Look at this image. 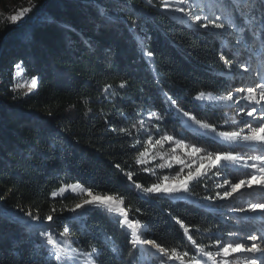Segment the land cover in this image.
Instances as JSON below:
<instances>
[{"label":"trees","instance_id":"16d2710c","mask_svg":"<svg viewBox=\"0 0 264 264\" xmlns=\"http://www.w3.org/2000/svg\"><path fill=\"white\" fill-rule=\"evenodd\" d=\"M41 2L32 0V9ZM174 4L167 0L168 8ZM165 7V0L151 5L147 0H47L25 27L4 39L14 26L0 18V264H56L41 246L39 229L25 226L43 221L41 228H46L48 215L56 221L57 234L70 226L77 251L96 246L101 264H158L154 256L145 259L143 246L133 248L131 230L117 223L118 214L93 206L68 211L82 200L62 197L58 189L75 183L94 194L123 197L128 219L139 220L144 234L166 250L187 251L185 260L199 253L176 219L189 228L197 246L211 251L216 236L232 241L264 235V214L249 219L236 210L264 201V194L207 201L216 198L211 180L190 187L192 201L143 194L134 187L158 182L143 171L146 165L135 163L138 150H144L136 139H146L138 121L156 113L163 116L161 129L175 133L181 126L178 111L188 118L205 113L220 118L221 109L203 108L195 97L220 95L237 82L229 80L224 64L231 48ZM98 8L106 9V16ZM252 50L241 59L260 69L259 48ZM16 64H21L23 81L37 78L28 94L12 90ZM227 170L231 182L239 180ZM129 171L132 182L124 175ZM29 212L40 219L33 220ZM114 247L120 255L112 252Z\"/></svg>","mask_w":264,"mask_h":264},{"label":"snow or ice","instance_id":"6c2138e0","mask_svg":"<svg viewBox=\"0 0 264 264\" xmlns=\"http://www.w3.org/2000/svg\"><path fill=\"white\" fill-rule=\"evenodd\" d=\"M147 2L150 5L152 4V0H147ZM165 3V11L182 13L183 16L179 18H187L189 22H195L193 26L197 28L220 30L219 32L210 31L209 34L220 37L222 41L225 37H234L235 44H232L231 40L228 41V45L231 46L232 56L224 60L225 66L230 69V72L227 74L230 81L238 76L242 81L245 79H252L251 76H242L239 64L248 63L246 59H241L244 50L256 49L258 46L260 51V79L250 84L242 83L235 87L229 83L228 87L225 88L226 95H209L207 97L210 101L225 104L241 105L243 101L245 102L243 105L245 109L243 115L251 119H237L235 116L229 117L226 122L238 125L239 130L217 131L216 127L208 123H202L196 120L195 117H189L198 124L201 129L205 130L206 136L207 133H213L220 140L227 142L229 145H243L244 149L254 151L258 154L240 155L235 152L234 148L232 150H223L214 153V151H210L205 147L186 144L182 139H175L168 133H159V129L157 128L159 139L153 141L152 134L146 132L147 139L141 141L137 138L135 144H147L150 147L154 145L163 147L164 142L174 144L175 146L171 149L172 155L168 157L162 154L159 155V159L164 161L159 167H171L174 162L181 165V168L171 177L169 175H163V182L158 181L151 184L149 187H142L138 182L134 183L135 189L140 190L143 194L167 196H173L181 192L188 193L189 184L198 180L202 175V170L216 169V175H224L229 166L238 165L240 167L250 168L251 171L245 173L247 176L246 179H240L238 182H231L225 176L223 182L219 186L223 188L225 185H229L231 191L225 188L223 195L217 194L219 198L221 200H226L231 197L233 193L239 192L245 186L252 189L255 185L258 189L264 191V0H175V4L172 8L167 7V0H165ZM194 8H200L201 11H193L192 9ZM29 11V8H24L18 14L10 16L9 19L11 22L15 23ZM97 11L100 16H106V9L98 8ZM238 19L243 22V26L238 23ZM201 21H203V23H200ZM129 27L131 28V25ZM140 42L142 43V41ZM148 55H151V53ZM233 60L237 61L238 64L234 72L231 71ZM15 69L16 72L13 79L21 77L23 73L21 64H16ZM244 71L251 72L252 69L245 67ZM24 83L28 86L29 91H31V89L37 86V78L32 77L30 80L24 81ZM20 86L21 85L17 83L12 90L16 91ZM124 87L125 84L121 83L120 88ZM195 99L203 101L205 99V93L201 92ZM175 103V101H172V106H175ZM151 115L154 116L157 121L163 120V116H159L156 113H152ZM184 115L188 116V113L184 112ZM224 115L226 117L228 116L227 113H224ZM138 125L139 129L142 130L144 128V121H138ZM133 127H136V125H133ZM245 127L247 129L246 132ZM125 131L127 135L132 134L129 130ZM135 144H133V147H135ZM177 149L184 150V156L190 160L198 159L199 163L195 165V171L191 170L193 164L186 163L185 159L175 154ZM149 156V147H145L142 151L138 150L135 163L137 165H146L149 162ZM154 158L153 156V159ZM248 161H252V163L249 164ZM116 167L119 168V165ZM185 167L189 169L186 175L183 174ZM143 171H149V169L145 167ZM152 174H155L154 170ZM124 175L129 182L133 181L132 172H124ZM170 179L171 183H169ZM76 189H79L81 194L86 193L88 198L76 203L75 206L69 208L68 211L75 213L84 206H93L106 209L108 213L118 214L122 219H119L117 223L120 224L121 227L127 225V228L131 229L130 243L133 245V248L150 245L152 248H155L156 253L159 254L157 259L160 264H169V262L173 260L178 261L179 264H264V235L254 234L243 239L232 241H222L220 237L216 236L213 237L216 240V244L214 245L215 251H211L206 250L204 246H197L196 241L193 240L192 236L189 234V228L185 226L180 219H176V223L183 229L184 235L187 236L188 240L191 241L192 245L195 247L196 252L199 253V258L192 257L189 260H185L186 257H189L187 251H181L177 248L166 250L144 234L146 229L139 220L130 221L128 219V212L125 207H123V197L118 195L94 194L92 190L82 187L79 183L61 186L58 191L60 195L63 196L66 191L71 190L75 192ZM56 195L57 193L54 191L52 196L55 197ZM236 210L240 212L264 213V201L249 203L247 209L239 208ZM52 211L54 212L55 209L53 208ZM27 215L33 220L40 219L38 216H33L30 212L27 213ZM249 219H253V217H249ZM261 219H264V217H261ZM46 220L50 222L46 228L40 227L43 221H40V224L35 227L39 229L36 234L38 238H41V246L50 248V260L54 259L56 264H76L77 258L82 257L84 264H101V252L96 246H92L89 251H77L73 247V242L70 239V226L65 225L63 231L57 234L52 228V224L56 223L54 217L48 215ZM29 226L32 227L31 224ZM230 235H237V233H230ZM244 239L250 240L252 243L247 244L244 242ZM145 251H148V249H145ZM112 252L120 255L119 250L115 247L112 249ZM244 253L249 255H240ZM230 257L232 259H229Z\"/></svg>","mask_w":264,"mask_h":264},{"label":"rangeland","instance_id":"374dc122","mask_svg":"<svg viewBox=\"0 0 264 264\" xmlns=\"http://www.w3.org/2000/svg\"><path fill=\"white\" fill-rule=\"evenodd\" d=\"M31 5H32V0H0V18L2 19V21L9 22L13 26H18V25L24 24L27 22V20L31 16L32 12L35 11V9H36V7L34 9H32ZM24 8H29L30 11L28 13H26L17 22H15V23L11 22L9 17L12 15L18 14ZM186 10H187V7H186ZM192 10L196 11V12L201 11V9H199V8H194ZM176 14L183 16L182 13H176ZM32 18H31V20H32ZM184 19L187 20V18H184ZM190 23L192 25H194L195 22H190ZM200 23H203V21H201ZM202 29H204V28H202ZM206 30H209L212 32H219L220 31L217 29H206ZM0 36H1V32H0ZM229 40L230 39L228 37H225L223 40V44L225 46H227L228 49L231 48V46L228 45ZM231 42H232V44H235V39ZM245 51L246 50L243 51V54L244 53L247 54ZM252 51H255V50L253 49ZM237 66H238L237 62H234L232 64L231 71L234 72L235 69L237 68ZM245 67L251 68L252 66L250 64H248V66L245 64H239L240 73L244 77L251 76L252 79L251 80L245 79L244 84H250L253 81L260 79L259 69L257 67V63H255L254 67L251 68L252 69L251 72H245L244 71ZM227 72L228 73L230 72L229 68L227 69ZM235 79L237 80L236 86L242 84L241 83L242 80L240 79L239 76L236 77ZM17 83H19L21 86L16 90V92L19 90V91L24 92L25 94L30 93L28 86L24 83V81L21 79V77H17L16 84ZM13 87H14V85L12 86V89H13ZM233 87H235V86H233ZM31 91H32V89H31ZM226 94L227 93L225 91L224 93H222L220 95H226ZM209 95L219 96V95L208 94V95H205V99L203 101H198V100H195V101L197 103H199L203 108L221 109L222 110V111L220 110L221 113L217 112L221 115L220 118L217 117L215 115V113L213 115H211L209 113H205V115H203V116H201V114H200V117L199 116L198 117L193 116L196 118V120H199L202 123H208V124L216 127L217 131H223V130H233V129L239 130L238 125H233L230 122H226L229 117L235 116L237 119H242V118L251 119L250 117H246L245 115H243L245 112V109L243 107L245 102L242 101L241 105L213 102V101H210L207 99V97ZM236 95H242V94H236ZM238 109H239V111H238ZM224 113H227L228 116L226 117L224 115ZM175 114H176V116H178L179 120L181 121V126L177 127L175 133H172L169 131H164L163 129H161V127L159 126V123L161 122V120L157 121L155 119V117L152 116L151 114L146 116L145 122H144V128L141 130V133H143L146 136L145 133L150 132L152 134L153 141H155L156 139H159V134L157 133V128H158L159 133H168V134L172 135L175 139H182L184 141V143H186V144L205 147L210 151H214V153L219 152V151H223V150H232L234 148L235 152L240 154V155H256V154H258L254 151L244 149L243 145H229L227 142L220 140L213 133H207V136H206L205 130L201 129L199 127V125L196 124L192 119L186 117L184 115V113L178 111ZM246 131H247V129L245 127V132ZM146 139H147V136H146ZM174 146H175L174 144H171L169 142H164L163 147H160L159 145H154L153 147H150L149 145L144 144V148L149 147V151H150V156L148 158L149 162H148V164H146V166L148 167L149 172L152 173V171L154 170L155 174H152V175L154 177H156L159 182H163L162 181L163 175H169L171 177L174 173H176L181 168V165L176 164L174 162H173L171 167H164V168L159 167V165L161 163H164V161H161L159 159V155L162 154V155H165L166 157L172 155L171 149ZM175 154L179 155L181 158L185 159L186 163L193 164V168L191 170L195 171V165L199 163L198 159L197 160L188 159L187 157L184 156V150H182V149H177ZM153 156L155 157L154 159H153ZM241 163H243V162H241ZM248 163L251 164L252 161H248ZM188 171H189V169L187 167H185L183 174L186 175ZM227 171H231V173L235 172L237 174V176L239 177V180H240V179H246L247 176L245 175V173L250 172L251 169L240 167L237 165V166H229ZM215 173H216V169H211V170L204 169V170H202V175L198 178L197 181H193L192 183L189 184V189L194 183H196L198 181L211 180V182L214 184V189L216 191L215 192L216 194L214 195L216 198L214 200H208L207 199V201H211V202H215V201L225 202L227 200L228 201L232 200V202H234L238 198V196H240L242 194H246V193L248 195H250V192H257V194H264V191L258 189L255 185L253 186L252 189H249L247 186H245L239 192L233 193V195L231 197L227 198L226 200H221L219 198V196L217 195L218 193L220 195H223L225 188H227V190L231 191V188L229 185H225V187H223V188L219 186L223 182V179L225 178V176L227 177L228 180L230 179L229 173H227L228 176L226 173H224V175H216ZM213 179H215V180L213 181ZM239 180H237L236 182H238ZM169 183H171V179H170ZM67 195L78 196L81 198V200L88 198L87 194L86 193L81 194L79 189H76L75 192L68 190L64 193V195L62 197L67 196ZM165 196H167V195H165ZM168 197L173 198V199H182V200H191V201L193 200L189 192L188 193L181 192L179 194H175L173 196H168ZM194 201H199V200H194ZM2 206H3V204L0 203V209H2ZM241 208L247 209L248 204H246V203L242 204ZM242 214L247 216V217H259L260 214H264V213H260V212L252 213V212L245 211V212H242ZM20 221H22V223H25L23 220H20ZM46 223L49 225L50 222L47 221ZM30 224L32 225V227L29 226ZM38 224H40V223H37V224L34 223L33 224V223L28 222V223H25V226L34 230V231H37L38 229L35 226ZM40 227H41V225H40ZM143 247L148 249V251H146V253L148 254V257L145 256V257H147L145 259L150 260V258H149L150 256H152V257L154 256L157 258V256L159 255L158 253H156V249L152 248L150 245H145ZM47 249L50 250L49 247H47ZM212 251H215V248H213ZM240 255L246 256L249 254L244 253V254H240ZM204 259H206V258H204ZM229 259H232V258L230 257ZM76 264H84L83 258L82 257L77 258ZM158 264H160V262H158ZM169 264H179V262L173 260V261H170Z\"/></svg>","mask_w":264,"mask_h":264},{"label":"water","instance_id":"95a60500","mask_svg":"<svg viewBox=\"0 0 264 264\" xmlns=\"http://www.w3.org/2000/svg\"><path fill=\"white\" fill-rule=\"evenodd\" d=\"M47 2V0H42V2L36 7L35 11L32 12L31 16L29 17V19L27 20L26 23L24 24H21V25H18V26H14L12 29H10L9 31H7V33L2 37V39H4L8 34H10L11 32L15 31V30H18V29H21L23 27L26 26V24L28 22H30L31 18L34 17V15L36 13H38L40 11V9L44 6V4Z\"/></svg>","mask_w":264,"mask_h":264}]
</instances>
